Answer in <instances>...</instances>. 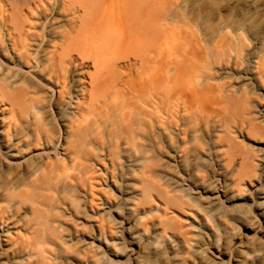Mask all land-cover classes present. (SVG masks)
I'll list each match as a JSON object with an SVG mask.
<instances>
[{
	"label": "bare ground",
	"instance_id": "1",
	"mask_svg": "<svg viewBox=\"0 0 264 264\" xmlns=\"http://www.w3.org/2000/svg\"><path fill=\"white\" fill-rule=\"evenodd\" d=\"M176 3L0 0V264H55L69 225L90 249L126 240L133 264H264V38L201 41ZM159 156L193 163L197 197L157 183ZM210 162L225 186L193 181ZM247 213L245 240L213 242Z\"/></svg>",
	"mask_w": 264,
	"mask_h": 264
},
{
	"label": "rangeland",
	"instance_id": "2",
	"mask_svg": "<svg viewBox=\"0 0 264 264\" xmlns=\"http://www.w3.org/2000/svg\"><path fill=\"white\" fill-rule=\"evenodd\" d=\"M173 15H172V14ZM170 18L174 17L175 20L173 26L177 30H183L184 28L189 29L198 33V39L205 41L209 39L215 32L225 26H230L238 31V37L240 42L246 47L251 46L249 39H262L264 38V0H178V4L172 7ZM247 29H249V36L247 35ZM46 121H50L52 126H56L54 111L47 109L44 113ZM246 143V141H245ZM249 144L248 148L252 150V147H256V144L247 141ZM1 153V148H0ZM165 154H169L165 153ZM159 162L155 166L154 178L158 184L167 186L169 188L183 187L187 189V194L193 198L197 197L194 193V187L192 186V180L189 178L188 170L190 169L192 162L183 161L181 166L175 164L173 159H168L163 156L158 157ZM197 166L198 163H195ZM260 166H258L259 168ZM200 170L193 181L201 182L202 184L213 187V186H225V182L222 178L214 176L217 167L214 162H210L208 167H198ZM8 168L1 167L0 174L4 173ZM252 194L247 191H243L240 194L241 202L245 205H240L239 210H246V205L250 206V203L254 201ZM216 206L220 208H227L229 203L218 198ZM252 208L250 213H253ZM245 213V212H242ZM259 222V218L255 214H245L240 220L237 221L236 226L231 225L227 219H222L220 222L214 224L218 226L217 235L213 242L217 246L224 245L226 248H230L232 243L239 238L245 240L243 225L255 226ZM213 224V223H212ZM69 232L63 233V239L66 241V246H63V250L55 252V264H133V257H128L130 253V246L125 241L120 246L115 245L109 249V252L100 245L97 250L90 249L84 244L77 243L70 237L72 229L69 226H65ZM216 233V232H215ZM81 238V237H80ZM75 239V238H74ZM161 243L157 244V247L161 250ZM54 248V247H52ZM165 250V249H164ZM92 251V252H91ZM163 251V250H161ZM175 250H167L161 257L153 259L156 264H162L166 256H170ZM113 253L119 255L115 257ZM217 257V264H233V260L236 258L235 251L229 252V257ZM260 257L259 255H255ZM147 263L148 259H143Z\"/></svg>",
	"mask_w": 264,
	"mask_h": 264
}]
</instances>
